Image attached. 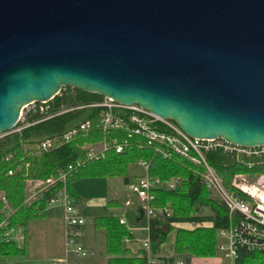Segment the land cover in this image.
<instances>
[{
	"label": "water",
	"instance_id": "obj_1",
	"mask_svg": "<svg viewBox=\"0 0 264 264\" xmlns=\"http://www.w3.org/2000/svg\"><path fill=\"white\" fill-rule=\"evenodd\" d=\"M65 87L264 146V0H0V136Z\"/></svg>",
	"mask_w": 264,
	"mask_h": 264
},
{
	"label": "trees",
	"instance_id": "obj_2",
	"mask_svg": "<svg viewBox=\"0 0 264 264\" xmlns=\"http://www.w3.org/2000/svg\"><path fill=\"white\" fill-rule=\"evenodd\" d=\"M103 96L89 93L77 88L65 87L49 103L47 114L30 112L26 118L28 124L21 130L22 122L9 132L0 136V192H3L8 206L13 212L8 216V225L0 226V259L25 254V248L14 242H5L2 234L8 228H25L31 220L45 218L47 213L45 203L53 194V190L43 194L39 208L27 206L25 183L27 179H44L58 173L61 169L76 162L85 160L87 144L101 142L105 134L100 127V108L92 105L102 102ZM89 121L87 131L81 132L69 141H64L49 151H38L34 148L37 141L55 138L68 129ZM119 136L126 137L129 146L123 153L110 150L105 157L89 161L78 168L68 179V189L74 198L71 182L81 177H122L129 184L132 177L128 175L131 164L145 161L149 164L148 174L151 178L166 181L180 177L181 183L174 189L159 187L152 190L155 200L150 205L158 210L150 220V246L153 254L159 255L162 244L173 230H176L175 254L185 262L191 257H213L218 254L217 232L229 225L228 211L204 185L199 168L177 155L163 158L157 154L153 146L137 135L130 136L126 131H118ZM207 160L221 176L224 184L231 189L234 175L245 173L249 175L264 174V165H256L249 169L238 164L230 155L221 150L207 153ZM237 163V164H236ZM12 172V174H10ZM170 209V213L162 212ZM204 208L212 210L213 215L205 217ZM4 203L0 201V224L6 219L3 212ZM161 211V212H159ZM143 218L141 207L138 213ZM205 222L212 226H201ZM95 226L102 228L107 236V255L109 264H146L143 249L135 257L129 256L125 239L131 238L130 231L116 217L103 216L95 219ZM193 223V229L175 227ZM241 264H264V252L244 255Z\"/></svg>",
	"mask_w": 264,
	"mask_h": 264
},
{
	"label": "built area",
	"instance_id": "obj_3",
	"mask_svg": "<svg viewBox=\"0 0 264 264\" xmlns=\"http://www.w3.org/2000/svg\"><path fill=\"white\" fill-rule=\"evenodd\" d=\"M48 102H35L26 106L19 119L23 125L17 130L28 125L26 118L30 112L39 111L47 114L50 108ZM92 106L100 108V127L105 134V139L83 147L86 149L85 160L79 159L44 179L29 178L25 183L24 203L27 206L39 208L42 195L53 190V194L46 200L45 207L46 210H60L62 213L65 225L66 257L69 254L87 256V250L82 243V229L86 224V219L69 193V176L78 168L83 167L87 160H99L105 157L110 150H114L116 153L125 152L129 142L126 137L119 136L118 131H126L130 136L143 137L163 158L168 159L172 155H177L200 169L199 175L204 185L218 197L228 211V227L218 230L221 239L218 243V250L229 264H239V260L244 255L264 252V174L253 176V180H249L243 173L236 174V179L239 180L235 179L231 184V189H228L207 160L208 152L221 150L224 154L234 158L238 164L251 169L256 165H264V146L247 148L231 144L223 139L190 137L173 120L161 118L138 104H123L104 97L102 102ZM88 127L89 121L82 122L62 133L60 138H46L37 141L34 148L38 151H49L62 142L73 139L79 133L87 131ZM139 164L144 168L145 175L136 178L130 184V189L142 202L144 215L150 221L158 212L150 205L155 200L152 190L159 187L174 189L181 183V178L173 177L166 181L151 178L148 174L149 164L145 161H141ZM0 201L4 203L3 212L6 214V219L1 222L0 226L6 227L8 216L13 210L8 206L3 192H0ZM162 212L169 214L170 209L166 208ZM120 223L125 225L126 220L121 218ZM20 229L8 228L3 232L2 239L5 242L17 244L24 242L25 234ZM125 241L128 242L129 239L127 238ZM142 249L146 264H166L158 255L151 252L149 237L142 242ZM60 264H68L67 259L60 260ZM173 264L186 263L179 260Z\"/></svg>",
	"mask_w": 264,
	"mask_h": 264
},
{
	"label": "rangeland",
	"instance_id": "obj_4",
	"mask_svg": "<svg viewBox=\"0 0 264 264\" xmlns=\"http://www.w3.org/2000/svg\"><path fill=\"white\" fill-rule=\"evenodd\" d=\"M139 164V163H138ZM138 164H131L128 168V175H141L144 173V169L138 165ZM237 164V163H236ZM241 174V173H238ZM249 178V180H253L255 175H249L245 174ZM221 177V176H220ZM236 175H234L231 184L235 181ZM236 180H239L238 178ZM122 177H81L79 179H74L71 182V187L73 188V191L75 190L74 194H77V199L75 200V204L77 208L81 211V214L85 217L86 222L89 224V229L94 228L93 223L95 222V219L98 217L103 216H109L113 214H122L127 211L126 217L127 219L131 220V222L134 220H137V209L131 211L130 208H124V207H113V206H107L106 201H111L118 199L122 203L124 202V199L127 196H130V194L134 195L131 192L130 186L128 187L123 183ZM230 184V185H231ZM26 191V186H25ZM135 196V195H134ZM211 196L213 198H216L219 202L220 200L218 197L211 192ZM202 213L205 217H210L213 215V212L209 208H204L202 210ZM48 226L45 227L44 224H47ZM208 225H211L210 222H205L201 224V226L207 227ZM64 226V227H63ZM196 226L200 225H186L187 228H194ZM64 228V230H63ZM22 229V228H21ZM25 228H23L24 230ZM19 231V230H18ZM65 225L63 218L60 217V215L53 214L52 216L40 218V219H34L29 222V225L27 226V234H26V248H27V254L25 255L27 259H31L34 262L30 263H37V260H44V264H60V260L67 259L68 264H99V257H98V242L100 235L97 237V247L94 251V254H89L87 252L86 257L77 256L75 254H69L68 257H66L65 252ZM64 238V240H63ZM173 238V234L169 237V244L171 243V240ZM46 241L52 242V246L55 249V255L59 258L52 259L55 255H52V250L50 249L48 251V254L42 255L41 250L43 249ZM24 242L19 243L20 246L23 245ZM60 251V253H59ZM24 255H19L22 258H24ZM17 256H14L15 258ZM94 258L96 261H94ZM221 258L220 254H217L213 257H194L193 258V264H221L219 261ZM25 260V258L23 259ZM29 264V263H28Z\"/></svg>",
	"mask_w": 264,
	"mask_h": 264
},
{
	"label": "crops",
	"instance_id": "obj_5",
	"mask_svg": "<svg viewBox=\"0 0 264 264\" xmlns=\"http://www.w3.org/2000/svg\"><path fill=\"white\" fill-rule=\"evenodd\" d=\"M138 165H140V164H138ZM143 175H145V170H144V173L141 174V175H133V176H131L132 177V182L136 178L141 177ZM132 182H130L129 184H127L125 182H123V183L129 187ZM73 199H74V202H75V200L77 199V194H76V196H74ZM127 202H129V204H127ZM106 204H107V206L109 205V206H113V207L130 208L131 211L137 209V213H136L137 220L136 221L133 220L131 222V220L127 219V217H126L127 211L125 213H122V214H113V215H109V216L110 217H116L119 220L121 218H124L126 220L125 227L130 231L131 238H129L128 242L124 241L125 246L130 251L128 253L129 256L135 257V256L139 255V252H141V249H142V242L147 237L150 238V233H149V231H150V221H148L146 219L145 215L143 216V218H139V216H138L139 210L142 207V202L136 196L130 194V196H127L124 199L123 203L121 201H119L118 199H115V200H111V201H106ZM80 213H81V211H80ZM53 214H55V215L59 214L60 217L62 218V213H61L60 210L50 211V212L47 213L46 217L52 216ZM46 223L47 224H44L45 227L48 226V222H46ZM190 224H193V223H186V224H183V225L178 224V225H175V227H183V228H186V229H192V228H187L186 227V225H190ZM28 225H29V223H28ZM148 225H149V227H148ZM27 226L25 227L24 230L20 229V231H22L25 234V241H24V244H23L24 246H20L19 245L20 247H24L25 248V253L26 254H27V248H26L25 244H26ZM93 226H94V228L92 229V232H91V229H89V224L86 222V224L84 225V227L82 229L83 230L82 243H83L84 247L86 248L87 252H89V254H91V252H92V254H94V251L96 250V247H97L96 239L100 235L99 242H98L99 243L98 244V257H99V260H100L99 264H109L108 263V255H107V252H106V250H107V236H106V232H105L104 229L96 227L95 223H93ZM208 226H212V223H211V225H208ZM63 230H64V228H63ZM171 234H173V238L171 240V243L169 244V237H170ZM217 237H218V240L220 242L221 239H220V237L218 235V232H217ZM63 240H64V238H63ZM175 241H176V230H173L172 232H170L168 234L166 241L161 246V249H160V252H159L158 256L166 264H173V263H175V262H177L179 260H182L179 257H176V254H175ZM51 243L52 242H50V241H46L43 249L41 250V254L42 255L48 254V251L50 249L52 250V253H53L52 255H55V249L53 248ZM59 253H60V251H59ZM218 254H220L219 250H218ZM220 256H221V258H220L219 261L221 262V264H229L228 260L224 259L221 254H220ZM24 258H25V260H23ZM24 258H22V260H20L21 257H19V256L15 257V258H13V257H4V258L0 259V264H28V263L29 264H34V263H30V262H34L31 259H27L26 256ZM57 258H59V257H57L55 255L52 259L54 260V259H57ZM193 258L194 257H191L185 263L186 264H193ZM241 260H242V258L239 260V264H241L240 263ZM94 261H96L95 258H94ZM36 264H44V260H42V259L37 260ZM204 264H209V263L207 262V263H204Z\"/></svg>",
	"mask_w": 264,
	"mask_h": 264
}]
</instances>
